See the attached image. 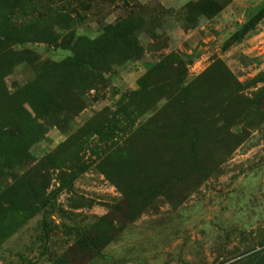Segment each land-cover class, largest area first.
<instances>
[{"label":"rangeland","instance_id":"1","mask_svg":"<svg viewBox=\"0 0 264 264\" xmlns=\"http://www.w3.org/2000/svg\"><path fill=\"white\" fill-rule=\"evenodd\" d=\"M263 5L35 1L38 14H70L76 37L131 36L101 44L106 68L69 65L62 40L15 46L12 68L0 58V264H264V16L228 43ZM169 56L185 61V84L218 60L226 70H213L209 98L154 96L141 115L122 97Z\"/></svg>","mask_w":264,"mask_h":264},{"label":"trees","instance_id":"2","mask_svg":"<svg viewBox=\"0 0 264 264\" xmlns=\"http://www.w3.org/2000/svg\"><path fill=\"white\" fill-rule=\"evenodd\" d=\"M35 1L37 2L38 0H0V58L8 59L11 63V68L21 62L20 56L24 54L16 51L15 46L35 40L43 41L48 44H57L59 40H62L64 44H71L73 55L69 56L67 61L69 65H73L77 68L84 66L92 67L93 62L96 61H100L101 64L105 66L107 62L113 59L107 54L108 51L106 52V49L104 50L101 48V44L103 42H108L117 48H122L123 45L128 43L127 37L131 36L129 32L110 33L108 31L101 39L95 41L89 40L84 36L76 37V33L70 30V22L73 20L70 14L62 15L53 10L46 15L42 13L38 14L36 9H32ZM17 12H19V17H15ZM22 15L35 17L36 22H32L28 25H23L24 23L17 25L15 22L17 20L20 21L19 18ZM263 16L264 5L255 16L251 17L244 25L240 26L230 37L228 43L233 44L243 40L248 33L255 30ZM54 24L61 26V30L63 31L55 29ZM128 59L129 56L124 54L119 60L124 62ZM220 63L222 62L218 60L210 70L206 71L193 83L185 84V61L179 56H169L152 67L140 80L139 88L136 91L124 94L122 100L133 103L136 101L139 102L142 108H145V110H139L142 111L141 115H144L147 113V110L153 106L154 96H156L157 99L165 98L170 104L182 101L184 106L195 99L203 98V95H207L209 98V96L213 94L211 93V84L216 81L213 70L216 66L220 65ZM221 65H223V63ZM222 67L226 70L224 65ZM172 70L174 71L173 77L175 80L169 81L168 83L166 82L165 85L161 84V76ZM216 70H220V68H216ZM152 80L155 82L153 85ZM162 85L163 87H161ZM123 106L124 105L119 106V109L126 110ZM119 112H121V110H117L113 114L112 118L109 119L107 123L108 125L111 123H120L118 119ZM6 133V131L2 130L0 131V136L2 137ZM178 134L180 136L182 135V129ZM49 202V197L41 199L40 208L47 206Z\"/></svg>","mask_w":264,"mask_h":264}]
</instances>
